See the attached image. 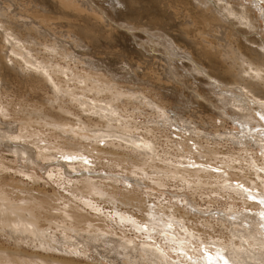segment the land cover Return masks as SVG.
Instances as JSON below:
<instances>
[{
	"label": "bare ground",
	"instance_id": "bare-ground-1",
	"mask_svg": "<svg viewBox=\"0 0 264 264\" xmlns=\"http://www.w3.org/2000/svg\"><path fill=\"white\" fill-rule=\"evenodd\" d=\"M248 11L228 0H0V95L16 79L50 91L39 106L0 100V173L15 164L14 173L33 185L41 174L64 181L70 196L56 202L57 194L38 185L1 184L0 177V234L10 245L0 248V264H208L209 256L214 264H223L220 256L228 264H264V40L243 36L249 32L239 25L257 26ZM90 20L109 27L107 48L118 47L111 61L105 56L109 62L94 54L100 42ZM72 46L86 47L83 56L74 57ZM153 51L162 62L150 75L154 85L188 90L186 103L217 109L233 126L221 119L220 132L212 117L208 132L180 106L169 111L170 104L144 100L138 89L123 90L92 71L116 75L110 66L121 63L115 72L131 70L136 80L137 70L154 64L144 58ZM60 53L87 71L75 64L71 71L68 62L55 70ZM182 59L187 71L178 68ZM197 75L212 81L217 98L199 90ZM130 99L156 110L152 126L138 128L122 113ZM226 139L237 156L220 150ZM242 159L247 180L234 172L243 170L234 164Z\"/></svg>",
	"mask_w": 264,
	"mask_h": 264
},
{
	"label": "rangeland",
	"instance_id": "rangeland-1",
	"mask_svg": "<svg viewBox=\"0 0 264 264\" xmlns=\"http://www.w3.org/2000/svg\"><path fill=\"white\" fill-rule=\"evenodd\" d=\"M228 1L230 2V4H232L233 6L237 7V9H242V6L246 7L249 10L248 12H250L251 15L253 13V15L255 16V17L253 16L255 18V20H256V22L254 21V26H255V24L257 25L255 28H252V29L250 28L249 29V28H247L244 25H239L240 28L245 29V30H247V32H249L247 35H243V36L245 38L251 39V38H254V37L257 38L260 35L261 39L264 40V0H228ZM74 23H76V22H74ZM90 23L93 24V26L90 27L89 33L92 34L95 38H97L96 35H98L99 36L98 40L100 42V47L96 48V51H95L94 54L98 55L104 61H105V56H109L110 58H108V60L111 61V58H114L117 55L116 54V50H117L118 47L114 46L113 48L112 47L111 48H107V43L109 42V34L107 33V31L109 30V27H105L104 28L103 25H95L91 20H90ZM0 25L3 26V25H6V24L3 23V22H0ZM76 25L78 27H81V28L83 27V24L81 22H77ZM94 29H96V32L93 31ZM83 31L84 30H82V32ZM135 34L137 35V37H136L137 41L138 40H140V41L144 40V37H141L142 34H141V32L139 30H136ZM126 37L130 38V36H127V35H126ZM258 40H260V39L258 38ZM127 43L130 44L129 46L133 50H140L141 51V49L138 46H135L134 43L133 44L131 43L130 39L127 41ZM247 44H249L250 46L251 45L252 46H256L255 43H252V42H248ZM72 47H73L74 54H75L74 57L75 56H77V57H82L83 56L82 53L84 52L86 47H83V46L79 47V48L75 47V46H72ZM260 50H262V49H260ZM67 51H65V53ZM130 52H133V51H130ZM63 54L60 53V54L56 55V59L53 61L55 63V66H54L55 70L58 71L60 69L59 65H66L65 62L69 63V67L71 68L70 69L71 71L74 70V67L72 68L73 64H75V66L78 69V72H80V73L82 72V70L85 71L87 69V66H86L87 64H85V63L84 64H80L82 62H79L77 58L73 57L72 59H69L68 57H65ZM132 54H136V53L133 52ZM145 54L146 55L144 56V58H146V56H147V58H148V56H153L152 59H153V63L154 64L151 66V68H148L149 70L147 68L145 70H143V72H141L140 70H137L138 75L142 74V76H141V78H138L136 80L135 79L133 80V78L129 75V74L132 73L131 70H129L127 72V69H126V71H125V69H123V70L119 69L118 71L115 72L116 68H118L120 66L124 67V65L121 64V63L114 64L115 66H113L111 64V66H110L111 72L113 73V70H114V73L116 75L111 74V73L106 74L104 72L105 69H106L105 67H101V68L94 67L92 69V71L94 70V71H97L99 73L101 71L102 75L106 78V80H110L111 81V82H108V83H118L119 85H121L123 90H125L126 87L127 88H132L134 90L138 89L141 92V94L145 97L144 100H147V99L149 100L150 99V100L154 101L157 104H165V103L170 104V108H168L169 111H171L172 109L173 110H177V111L181 110L180 108L184 109L185 111H183L181 113L183 117H186V118L190 119L191 121H194L196 124H199L200 122L203 121L205 123L204 127H206V130L208 132H212V129L214 128L212 126V124L209 122V119H211L212 117L215 118V121H214L215 124H216L215 128H217L218 131H220V132H222L224 130L223 127H222L223 124H225V126H227V127L228 126H233L232 125L233 123L229 119L225 120V119H223L221 117L219 118L218 115L214 114V112L218 111L217 109L216 110H212L211 108H206V107H202V106L198 107V106H194V105L186 103L185 102L186 101L185 98L187 97L186 94H187L188 90L180 89L179 87H177L176 90H174V91L171 90V92H170V91H167V89H165V88L163 89V87L160 88L157 85H154V82H153L154 79H152L151 76L158 75L157 73L160 72L162 62L159 59H157V56L159 55L158 51H153V52H148V53L145 52ZM143 55H144V52H143ZM108 60H106L105 63L109 62ZM109 65H110V63H109ZM179 65H180V66H178L179 69L182 66L185 71L188 70V61L186 59L179 60ZM57 71H56V74L60 75V73H58ZM62 71L70 73V71L65 69V68H62ZM124 71H125L126 74L124 73ZM117 72H118V76H117ZM181 72H183V71H181ZM121 73H123V75H121ZM72 74H73V72L70 73V75H72ZM61 76L64 79L65 78L67 79L66 75H61ZM128 76H130V77H128ZM195 77L197 79H199V81L197 80V82H196L198 84L199 90H201L203 92H206L207 94L211 93L210 96L213 99H215V98H217L219 96L218 94H216V93H218V92H216L218 90L212 89L211 86H210V83H208V82H212V81L206 80L202 75H197ZM69 83H71V82H69ZM12 85H13L12 86V91L7 92L6 98H5V96L3 94L0 95L1 98H2L0 100H5L6 99V100L10 101L12 99L13 100V102L11 101L12 103H14L15 101L16 102H21L22 101V103L24 102L23 105L26 104L27 106H34V105L35 106H39L40 103H41V100H45L47 95H50V91L48 90L47 86H46V88L45 87H39V85L34 86V85H32V83H29V85H27L25 82H23V80H19V79H16L12 83ZM187 85H190V83H187ZM107 86L109 87L110 84H108ZM215 86L216 87H221L220 85L218 86L217 83L215 84ZM109 89L111 90V88H109ZM129 91H131V89ZM180 91L182 92V94L179 95V97H177V95L180 93ZM156 92H158V94H160L162 96V102L160 101V99H158V96L156 95ZM45 93H48V94H45ZM130 100H131V101H129L130 103L127 102V101H123L125 104L124 103L120 104L121 111H122V113H124L125 116L128 117L127 119L134 121L135 125L138 128L141 125L146 124V123L148 124V126H152L151 125V120L153 119L152 117L156 116L155 115L156 114V110L154 108H152L151 106H141L140 105V107H139L137 101L132 100V99H130ZM263 101L264 100H262L260 102H263ZM11 106L14 107L15 109L18 108L17 104H12ZM179 106H180V108H179ZM252 106H253V108H255L254 105H252ZM231 108L236 110L233 107H231ZM56 109H57V107H55L54 110H56ZM254 110H257V109H254ZM87 114H89V113H87ZM131 118H133V119H131ZM75 119H76V117H74L72 114H68L67 115L68 122L72 121V123H73V121ZM221 119L223 121H225L223 124H221L222 123L220 121ZM153 121L154 120H152V122ZM211 121H212V119H211ZM253 122H255V120H253ZM219 124H221L220 125L221 127L219 126ZM173 127L174 126L169 127L170 136L177 138V136H175V134H174L175 132H177V129L175 127L174 128ZM257 128H260V126H257L254 129H257ZM137 131H140V129H137ZM255 131L258 132V130H255ZM83 142L86 143L88 141H83ZM188 143H191V141H188ZM219 146H220V150L221 151L226 152L228 150V151H231L230 153H233L234 156H237L236 155L237 152L235 151L236 147H234V145L230 144V141H227V139H226V142H224L223 144H221ZM232 148H233V150H232ZM243 152L244 151H241L239 153V155H241L240 156L241 158H246L245 157L246 153L245 152L243 153ZM4 153L7 154V152H3L2 154H4ZM256 154H257V157L260 156L259 150H258V152ZM202 160H205V159L202 158ZM238 163H240V164L242 163L241 165H242L243 170L235 169V171H234L235 175L237 174V177L241 178V180H247V175L248 176H252V175H250V173H248V170H247L248 168L245 166L246 165V161L242 159V160L234 162L235 165H238ZM16 166H15V164H12L11 167L9 168L10 170L8 169L7 171H3V172L0 173V175H1L0 177L2 178L1 180H3V181H1V184L2 183L5 184L7 182H10L12 184L21 182L22 185L24 184V186H25L24 188H27V189L28 188L31 189L32 186L34 188H36V186L38 185L37 188H39L40 190L42 189V191L44 190L45 193L47 195L49 194V196L51 195L50 197H52V198H53V196H55L57 194L56 197H58L60 201L59 200L57 201L58 198H56L55 199L56 202H61L62 198H63V200H66L65 199L66 194H67V198H70V196L68 195V192H67V190L65 188L66 184H65L64 181L58 180V181H54L53 182V180H56V178L52 177L51 180H50V179L46 178L44 174L43 175L41 174V177H42L41 182L37 181L38 184L36 182V183H34L36 185H33L24 176H22L20 174L18 175V173H14V170L17 168ZM243 173L246 176H243ZM238 180L239 179H237L236 181H233V183L237 182ZM42 181H44L43 184L46 183V185L43 186L42 185ZM57 183H59V185ZM26 185H29V186L26 187ZM39 186H41V188ZM61 187H63V188H61ZM52 188H53V190H52ZM60 188H61V190H59ZM154 189H155L156 193H160L161 192V190L157 189V187L154 188ZM58 190H59V192H57ZM64 190L67 193L66 192L64 193L63 192ZM170 190H172V188H170ZM52 193H53V195H52ZM59 193H60V195H62V197L59 195ZM63 195H64V197H63ZM69 201H70V203L72 202V200H69ZM199 203H202V202L199 201ZM238 205H239V208L241 209V203L239 201H238ZM213 206H217V204H214ZM85 208L87 210L89 209L87 207H85ZM214 213H216V212H214ZM4 240L6 241L5 243H4ZM7 246L8 247L10 246L8 241L6 239H4V237H2V235L0 234V248L1 247H5L6 248ZM82 262H83V260H82Z\"/></svg>",
	"mask_w": 264,
	"mask_h": 264
},
{
	"label": "snow or ice",
	"instance_id": "snow-or-ice-1",
	"mask_svg": "<svg viewBox=\"0 0 264 264\" xmlns=\"http://www.w3.org/2000/svg\"><path fill=\"white\" fill-rule=\"evenodd\" d=\"M260 203H264V200L260 201ZM261 217L264 218V213H261ZM262 227H264V225H262ZM217 255H219V253H217ZM207 259H208V264H214L213 258L211 256H209ZM220 259L223 262V264H228V261L223 256H220Z\"/></svg>",
	"mask_w": 264,
	"mask_h": 264
}]
</instances>
